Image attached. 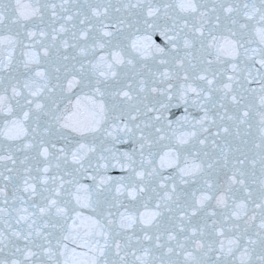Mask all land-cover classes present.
Segmentation results:
<instances>
[{
  "label": "snow or ice",
  "instance_id": "6c2138e0",
  "mask_svg": "<svg viewBox=\"0 0 264 264\" xmlns=\"http://www.w3.org/2000/svg\"><path fill=\"white\" fill-rule=\"evenodd\" d=\"M0 264H264V0H0Z\"/></svg>",
  "mask_w": 264,
  "mask_h": 264
},
{
  "label": "water",
  "instance_id": "95a60500",
  "mask_svg": "<svg viewBox=\"0 0 264 264\" xmlns=\"http://www.w3.org/2000/svg\"><path fill=\"white\" fill-rule=\"evenodd\" d=\"M157 40H159V38L157 37Z\"/></svg>",
  "mask_w": 264,
  "mask_h": 264
}]
</instances>
